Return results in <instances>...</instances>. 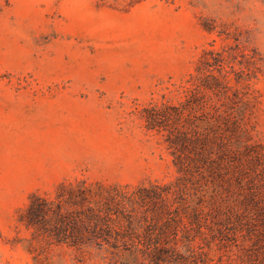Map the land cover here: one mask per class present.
Listing matches in <instances>:
<instances>
[{
    "label": "rangeland",
    "instance_id": "obj_1",
    "mask_svg": "<svg viewBox=\"0 0 264 264\" xmlns=\"http://www.w3.org/2000/svg\"><path fill=\"white\" fill-rule=\"evenodd\" d=\"M235 41L259 52L249 79H227L228 95L237 91L240 145L255 148L242 159L256 194L247 205L260 207L264 0H0V264H38L37 256L48 264H139L107 247L44 250L20 216L32 193L53 197L76 180L129 189L174 181L173 155L163 135L144 126L141 110L177 103L203 49ZM192 174L208 195L218 183ZM187 187L193 205L194 186ZM185 222L178 213L166 227L177 229L178 253L163 264H264V245L242 235L234 218L203 225L204 239Z\"/></svg>",
    "mask_w": 264,
    "mask_h": 264
},
{
    "label": "trees",
    "instance_id": "obj_2",
    "mask_svg": "<svg viewBox=\"0 0 264 264\" xmlns=\"http://www.w3.org/2000/svg\"><path fill=\"white\" fill-rule=\"evenodd\" d=\"M258 60L256 48L238 41L220 50L203 49L195 73L182 85L177 103L150 102L142 108L144 126L162 134L173 155L179 172L174 181L129 189L127 184L104 186L99 182L86 184L82 179L68 186L61 184L53 197L32 193L20 216L32 229V238L44 250L51 244L77 249L107 247L118 255L131 256L139 264H163L178 253L177 229L166 227L183 213L187 217L183 227L193 229V236L204 239L201 227L210 228L214 218H234L240 231L245 230L242 235L263 246L264 206L247 205L255 203L256 194L249 167L242 162L243 156L251 157L255 148L249 143L240 145L233 113L237 91L234 97L228 95L231 86L227 79L229 73L236 82L249 79ZM229 98L231 105H227ZM193 168L201 178L206 173L217 177L218 183L209 195L197 184ZM188 183L195 190L193 205L184 197ZM219 194L224 196L221 200L216 197ZM259 214L262 218L258 226L254 218ZM183 236L186 241L193 239ZM35 260L48 264L45 256ZM112 262L120 261L114 258Z\"/></svg>",
    "mask_w": 264,
    "mask_h": 264
}]
</instances>
